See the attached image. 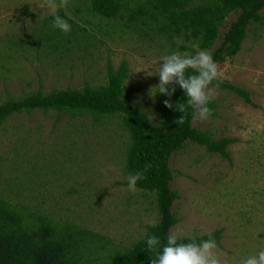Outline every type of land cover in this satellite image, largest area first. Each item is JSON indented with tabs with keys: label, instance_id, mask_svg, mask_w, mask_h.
I'll use <instances>...</instances> for the list:
<instances>
[{
	"label": "rangeland",
	"instance_id": "374dc122",
	"mask_svg": "<svg viewBox=\"0 0 264 264\" xmlns=\"http://www.w3.org/2000/svg\"><path fill=\"white\" fill-rule=\"evenodd\" d=\"M38 2L0 0V105L30 93L103 85L108 67L116 70L125 62V86H139L133 102L152 123H160L154 86L161 56L175 51L171 41L128 21L131 6L122 19L108 22L87 13L90 0H70L62 12L75 35L64 43L67 54L63 48L54 54L45 43L37 45L39 31L56 29ZM261 13L264 20V8ZM237 15L227 17L220 34ZM182 40L175 38L176 43ZM217 64L219 82L246 90L252 104L213 87L216 115L193 120L192 126L214 140L235 139L226 147L230 158L189 140L170 156L169 186L179 195L171 207L178 223L170 231L179 229L190 237L219 229L223 264H241L264 250V23L248 26L239 53ZM128 142L117 116L103 117L92 127L88 115L71 119L52 110L13 114L0 127V197L16 209L24 206L97 234L101 244L112 240L116 244L105 245L107 253L115 247L120 253L159 220L154 192H132L126 185L121 163ZM109 165L105 175L102 170Z\"/></svg>",
	"mask_w": 264,
	"mask_h": 264
},
{
	"label": "trees",
	"instance_id": "16d2710c",
	"mask_svg": "<svg viewBox=\"0 0 264 264\" xmlns=\"http://www.w3.org/2000/svg\"><path fill=\"white\" fill-rule=\"evenodd\" d=\"M130 6L128 21L151 28L152 35L165 37L171 41L175 51L181 53H194L192 45L198 43L200 49L211 52L216 63H223L239 53L248 26H261L264 23L261 13L264 0H90L86 11L90 16L110 22L122 19V12ZM231 13L238 14L236 20L220 34V27ZM59 14L66 20L62 9ZM51 19L53 21L52 16ZM126 28L132 30L130 25ZM72 29L67 34L51 27L47 31H39L37 45L41 47L45 43L54 54L63 48L67 54L64 43L72 41L75 35ZM180 37L183 40L176 43L175 38ZM217 42L219 46L213 49ZM127 71V64L123 62L116 70L108 67L107 81L100 86L85 85L82 89L66 88L47 95L36 92L19 99L9 98L0 105V127L9 116L33 110L65 113L71 119H81L88 115L92 127L102 123L103 117L117 116L129 139L125 159L121 163L122 172L126 176L136 172L144 173L145 179L138 181L136 188L156 195L153 197L158 222L147 226L146 234L131 246L130 243L122 252L118 253V247H115L107 253L105 245L116 242L109 240L101 244L97 234L78 229L70 223L54 222L24 206L16 209L1 196L0 264H151L149 257L153 254L146 250L147 236L155 234L166 243L167 234L178 223L171 211L179 195L169 187L172 180L168 166L170 156L189 140L204 147L209 153L230 158L226 147L235 139L222 137L214 140L209 132L192 126L191 109L184 114L175 110L178 102H186L187 99L178 85L170 98L160 94L158 88L155 89V99L160 107V123H152L147 112L133 102V95L139 86L126 87L124 84ZM211 87L226 89L245 103L252 104L250 93L231 83L221 84L216 80ZM169 99L173 104L172 109L164 104ZM208 106L213 109L216 104L211 100ZM182 115L184 123L179 125L176 121ZM214 115L213 112L211 116ZM149 164L152 166L145 172ZM220 233L219 229L211 233L217 244ZM191 237H195L197 242L209 239L206 234L184 237V242H188Z\"/></svg>",
	"mask_w": 264,
	"mask_h": 264
},
{
	"label": "clouds",
	"instance_id": "9594fccd",
	"mask_svg": "<svg viewBox=\"0 0 264 264\" xmlns=\"http://www.w3.org/2000/svg\"><path fill=\"white\" fill-rule=\"evenodd\" d=\"M69 2L70 0H39L36 6L48 9L53 17L52 26L67 34L71 32V24L59 14V10L66 9ZM192 48L194 53L175 51L161 56V64L156 74L159 76V84L154 87L158 88L160 94L170 98L178 85L187 99L186 102H178L175 110L184 114L191 109L193 120L206 121L213 113V109L208 106L215 94L211 85L213 81L221 78L222 72L209 50L200 49L198 43H194ZM164 104L169 109L173 108L170 99L165 100ZM176 123L182 125L184 116ZM151 166L147 165L144 171ZM108 170H111V165L102 171L107 175ZM142 179H145L143 172L129 174L128 190L135 192L137 182ZM208 236L207 240L197 242L195 237H191L188 242H184L183 231L173 229L167 234L166 243L155 234L147 236L146 250L153 254L149 257L151 264H223L216 240L211 232ZM241 264H264V250L243 259Z\"/></svg>",
	"mask_w": 264,
	"mask_h": 264
}]
</instances>
